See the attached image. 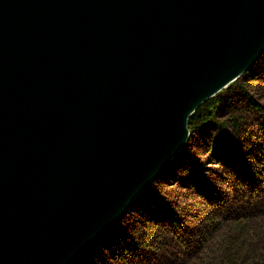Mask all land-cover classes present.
<instances>
[{"label": "water", "instance_id": "obj_1", "mask_svg": "<svg viewBox=\"0 0 264 264\" xmlns=\"http://www.w3.org/2000/svg\"><path fill=\"white\" fill-rule=\"evenodd\" d=\"M264 54V0H0V264H74Z\"/></svg>", "mask_w": 264, "mask_h": 264}, {"label": "rangeland", "instance_id": "obj_2", "mask_svg": "<svg viewBox=\"0 0 264 264\" xmlns=\"http://www.w3.org/2000/svg\"><path fill=\"white\" fill-rule=\"evenodd\" d=\"M247 94L264 107V54L239 81L218 95L221 102L217 119L227 126L221 149L231 155L224 161L219 158L214 126L191 135L186 150L76 264H194L210 246L203 249L200 244L196 250L190 232L194 225L179 224L173 213L184 219L194 203L208 205L199 194L209 191L217 198H226L232 208L247 204L253 209L262 208L264 203L259 206L257 193L264 190V114L251 108ZM236 152L241 153L240 157L232 159ZM246 166L251 167L252 176L244 173ZM237 192H243L246 198ZM231 212L238 213L236 209ZM151 228L162 231L163 238L154 248L145 249L141 236ZM135 244L140 248L136 249Z\"/></svg>", "mask_w": 264, "mask_h": 264}, {"label": "trees", "instance_id": "obj_3", "mask_svg": "<svg viewBox=\"0 0 264 264\" xmlns=\"http://www.w3.org/2000/svg\"><path fill=\"white\" fill-rule=\"evenodd\" d=\"M250 99L251 108L260 114H264V107L257 103L254 98L247 94ZM220 98L207 101L202 105L189 119L188 128L191 135H195L204 127L214 126L217 133L215 134L214 143L219 151V158L227 159L229 154L224 152L222 140L227 128L225 123L217 119V112L220 107ZM234 126H238L233 122ZM241 153L236 152L232 159H238ZM245 174L253 175L250 166H246ZM264 186V183L262 184ZM261 189H264L263 187ZM209 193V194H208ZM240 197H244L243 192H237ZM260 198L259 206L264 203V190L257 193ZM213 192L199 194L204 202H208L207 207L202 203L196 202L188 208L186 218H181L176 214H172L175 221L179 224L194 225L191 228V240L195 242V249L202 244L203 249L210 246L208 251L202 253L194 264H264V205L262 208L253 209L249 204L232 208V204L226 198H217ZM219 200V201H218ZM217 203H220L219 205ZM234 205V204H233ZM235 206V205H234ZM236 209L238 213L231 212ZM197 212L196 216H192ZM171 214V213H170ZM185 216V215H183ZM154 217V216H153ZM188 220H185L187 219ZM156 221V224L160 221ZM253 221L255 224H251ZM166 228V227H165ZM160 230H163L161 228ZM141 236V235H140ZM142 237V244L145 249L154 248L163 238L162 231L151 228L150 231ZM136 249L140 248L137 244ZM204 256V258H203Z\"/></svg>", "mask_w": 264, "mask_h": 264}, {"label": "bare ground", "instance_id": "obj_4", "mask_svg": "<svg viewBox=\"0 0 264 264\" xmlns=\"http://www.w3.org/2000/svg\"><path fill=\"white\" fill-rule=\"evenodd\" d=\"M262 56H263V55H262ZM262 56H261V57H262ZM261 57H260L259 59H261ZM259 59L254 63V65L259 61ZM254 65H253V66H254ZM253 66H252V67H253ZM252 67H251V68H252ZM246 73H247V72H246ZM246 73H245V74H246ZM238 81H239V80H238ZM236 82H237V81H236ZM233 84H234V83H233ZM231 85H232V84H231ZM231 85H230V86H231ZM232 124H233V122H232ZM225 125H226V123H225ZM233 125H234V124H233ZM226 128H227V126H226ZM224 152H226V151H224ZM226 153H228L229 156L231 155L229 152H226ZM220 159H221V158H220ZM225 160H226V159H225ZM222 161H224V159H222ZM139 197H140V196H139ZM139 197H138V198H139ZM133 204H134V203H133ZM133 204H132V205H133ZM204 205H205V204H204ZM208 205H209V204H208ZM208 205H205V206L207 207ZM130 208H131V207H130ZM130 208H129V209H130ZM129 209H128V210H129ZM128 210H127V211H128ZM126 213H127V212H126ZM126 213H125V214H126ZM125 214H124V215H125ZM124 215L122 216V218L124 217ZM122 218H121V219H122ZM121 219H120V220H121ZM120 220H119V221H120ZM119 221H118V222H119ZM110 231H111V229H110ZM110 231H109V232H110ZM109 232H108V233H109ZM104 236H105V235H104ZM104 236H103V237H104ZM103 237H102V238H103ZM102 238H101L100 240H102ZM100 240H99V241H100ZM99 241H98V242H99ZM95 244H96V243H95ZM95 244H93L90 248H88V250H87L85 253H83V254L78 258V260L81 259L85 254H87L88 251H89L92 247L95 246ZM78 260H77V261H78ZM77 261H76L75 263H77ZM75 263H74V264H75Z\"/></svg>", "mask_w": 264, "mask_h": 264}]
</instances>
